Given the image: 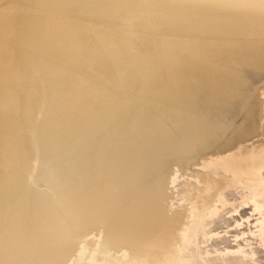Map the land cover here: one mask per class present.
Masks as SVG:
<instances>
[{"label":"rangeland","instance_id":"374dc122","mask_svg":"<svg viewBox=\"0 0 264 264\" xmlns=\"http://www.w3.org/2000/svg\"><path fill=\"white\" fill-rule=\"evenodd\" d=\"M96 1H101V0H96ZM140 1L141 3L136 2L133 5V7H135L136 10L139 11L138 14L136 15H138L141 20L145 21L146 19L149 22H155L154 20H158L159 22H155V24L157 25V24H160L165 18L169 21V23H172L173 25H176V26H179V25L184 26L186 24H189L188 19H184L182 21L178 19H173L174 15H171V18H168L166 16L165 11L162 9H157V11L154 12L153 10H150L149 8H145L140 11L141 4L149 0H140ZM170 2H172V4H176L179 1L178 0H166V3H170ZM181 3L185 4L184 6L187 7V6H190L191 1L181 0ZM211 3L215 4V0H209L208 2L205 1L204 3L201 4L203 5V7L205 6L206 8L209 7L207 9V12L205 11L204 14H202L203 17L205 15L204 17L205 23L206 22L209 23L215 19L214 13H216V11L214 8H211ZM113 4H114L113 1L109 2V4H106L104 6L103 10L105 11L106 9H109V8H116L118 10L122 9L120 5L114 6L115 4L114 5ZM224 10L225 9H222L218 13L222 14ZM234 13L231 12V14H229L230 16L228 17V22L225 21L227 24L225 22L220 23L217 29L218 33H217V30L215 31L217 34L215 32H214L215 34H212L213 29L209 31L210 32L209 34L211 35V36L209 35V38L213 39V41L217 42V40L219 41L221 40L223 41V43L224 42L227 43L229 42L227 40V37L230 36L231 37V38L229 37L230 41L232 40L235 41L234 45L231 44V46L219 48V46L211 43L209 46H207V48L206 47L200 48L196 46L197 42L196 43L193 42V44L190 43L187 46L188 52H185L187 54H184V53H180L181 51H177L173 49L172 47L168 49L163 48V43L161 39L163 31H160V32L155 31L154 33L156 34H153V35L151 34L152 36L151 40L154 41L153 47L154 49L157 47L160 53H162L161 54L162 60L160 59L158 60L159 63L156 62L154 64V65L157 64L156 70L157 69L162 70V71L164 70L165 72L167 69V66H172V69L171 70L167 69L168 71H166L167 73L163 77L162 76L160 77V75L154 74L153 75L154 78L156 76H159V80H157L155 84L153 82H151L150 84V82L148 81V73L146 74L147 76L143 75V76H140V78L135 77V80L133 82L131 81L128 83V81L124 79L122 80L124 83H121V82L114 83L113 82L111 84V85H114V87L115 86L119 87V85L120 86L122 85L121 88L124 91L119 97H117V99L121 100L118 102V106L123 107V104H124V107L128 110L127 116L125 119V121L127 122H124L121 125L124 129L134 130L138 126L135 123V120H140L141 118V116L137 114V112L139 111V107H141L138 104V99L142 97V96L140 97L139 95L140 91L141 93L143 91L146 92L148 88L152 87V89L150 88L148 92L153 91L152 95L155 94L154 96H158L161 94L165 95V100H166L164 103L165 107L172 106L171 107L172 109L170 108L171 111L169 112L165 111V113H163L164 115H170V116L172 115L173 117L171 118V121H176L179 118L183 117L184 119H186V122L184 120V123H187L188 119H189L188 121L198 120L200 117L203 118L204 112L206 111L208 112L206 113V115L208 114L209 118L202 125L200 124L201 126L199 125L197 127L195 126L196 124L193 122V123L188 124V126H185V130H186L185 132L182 128L178 129V131L177 129L173 130L175 132L177 131L176 134L186 135L189 138H193L192 136L195 135L194 132L195 133L200 132V133H205V134L209 133V134H214L217 136H219V134L223 135L222 138L220 137L222 140H220L219 142L212 141L211 140L212 135H211L210 141L202 140L201 142H197V143L193 141V142H190L191 144L189 142L184 141L185 138H182V144H180V146L176 145V147L178 148H176V154H174V158L179 157L185 160L182 162V164H180L179 166H174V165L165 166L162 169L165 172V173L162 172L164 173V178L160 181L159 180L156 181L155 179L144 180V181H141V183H137L133 185L131 188L122 189L125 195L123 199L126 200L130 204V206H133L131 210L126 211V214H128L129 212L131 213V217L128 220L133 221V218L139 220V218L136 216L138 215V212L135 210L137 207L136 202L143 198L146 199L148 202V197H149L153 205H155L157 208L159 207L158 208L160 209L159 213L162 215L164 222H165L164 225L163 223L162 224L160 223L156 226L154 225L155 227L151 226L152 228L150 227L151 229L150 228L149 229L154 230L157 226L162 229L165 227V233L167 234V236L164 233H162L164 236L162 235V239L157 241V239L160 238L159 236L160 232H157L156 235L159 236V238L156 235L155 237L154 236L149 237L148 238L149 243L147 242L148 244L146 245V247L142 243H137V242H134V243L135 244L137 243L138 245L137 244L135 245L133 243L134 246L133 244L131 245V243H126V244L122 243V248L120 247L118 248V250L121 249L119 251H121L122 253L126 251V256L121 255L122 253L117 254L118 250L116 252L115 249H112L111 253H108V255L109 256L111 255L110 256L111 258L110 257L109 258L113 261L117 260L120 262V264H123L122 262H126L124 264H127L128 263L127 256L136 257V255L138 256V252L139 251L143 252L144 251L143 248H145L146 252L145 251L144 252L148 256V259H147L148 262H146L147 264L148 263L151 264L150 262L153 263L154 261H159L160 263L163 262L167 264L174 263V262L177 264H264V239H263L264 235H262L261 237V234L259 233V225H261L264 229V152H263L264 151V98H263L264 97V84H260L258 88H255L256 90L253 88V85H252L256 77L264 78V73L261 71L250 72V71H246L247 69H244V68L239 69V67L236 65V62H235V60H238L241 58V57H238L239 56L238 54L242 50L243 46L248 45L249 49H253V48H250L252 46L254 48L255 47L259 48L261 46L262 48H264V44H262L264 42L260 43L258 39L253 40L254 38H259V40L263 41L260 38L264 37V29L262 27L264 25V20L261 19L260 22H257V25L259 27L258 28L257 25H255L256 22L248 21V20H251V18L247 17V19H244L246 17H243L242 15H240L241 13L242 14L244 13L243 10L239 11L240 14H238V12L237 13L234 12ZM262 14L264 15L263 11L261 13L259 12L256 13V16L258 15L257 19L260 18L259 16H262ZM71 18H74V17H71ZM261 18H264V16H262ZM240 19L244 21L241 22ZM233 20H235V22L237 20L239 21L235 23ZM252 21L254 20L252 19ZM68 22H70V20ZM133 22L134 21L132 22L130 21L129 23L132 24ZM191 22L192 21H190V24H192ZM230 23L232 24V26ZM9 24L10 23H8L7 25ZM112 24H113V20L111 19V22L107 24L106 26L109 27ZM235 24H239V25H235ZM7 25H4L3 27H6ZM44 25L45 23L43 24V22L40 24L37 23L36 27L42 28ZM254 26L255 28H252ZM223 27L226 29L230 27V30L228 29V32H227L228 35L226 37L221 36L220 38V35L218 34H220L219 33L220 31L224 30ZM234 27H237V28H234ZM48 28H50L52 31L55 30V27H52V26ZM172 28H174V26ZM234 29L238 30L239 32L237 31L236 33V30ZM259 29L262 35L259 32ZM91 30L92 29H90L88 33H90ZM194 30H196V28H194L193 26H191V28L185 29L184 30L185 34L182 35V37L184 38L182 39L184 40L188 38L191 35V33H189L191 31L193 33L192 36H190L191 40L193 36L194 38L197 37L196 34H194L193 32ZM231 33L232 34L234 33L233 34L234 36ZM207 38L203 41L204 43L207 40ZM237 38L238 39L242 38L244 40L243 43H241L242 41L241 42L238 41ZM251 39L252 41H254L253 44H252ZM112 40L113 42L117 43L116 45L118 47L116 48L121 47L123 45V42L125 41L123 36L113 38ZM69 44L75 45L76 42L72 40ZM160 45L162 46V48L160 47ZM104 47H107V44ZM144 47L145 45L138 44L136 46H132L131 49L127 51L131 55L132 60L130 63L123 65L121 72H127L129 69L142 70V67L145 65L144 64L145 61L143 60V61L138 62V60L134 61L133 59H136L138 52L143 50ZM162 49L163 50L165 49V52ZM166 50H168L169 52L173 54H176V56L174 57V59L164 62L163 53L164 54L169 53ZM33 53L35 54L34 57L39 62H41L42 66L45 64H49V66H52L53 68H55L54 66L61 63L64 66L62 70H65L66 73L68 74L78 73V71H76L74 68H65V66L67 65L64 62H59L55 59L49 58L48 53L42 52L38 54V51H33ZM57 54L67 56L66 53L63 52L62 50L57 51ZM15 55L17 54L12 53V57L10 58L9 63H11L12 66L14 67V71H15L14 73H15V76H17L16 81L17 82L25 81L24 83L27 84L29 82H27L25 78L23 77V70L21 69L20 65L16 61H14ZM72 56L73 55H70L68 57H72ZM208 57H210V59ZM19 58L25 61L24 55L19 56ZM212 61L214 64L221 63L223 65L225 62H228V63H225L223 65V67L224 66L225 67L223 68L222 65H218V66L211 65ZM25 62H27V60ZM70 64L71 65L75 64V61H72ZM206 64H208L207 67H204L206 66ZM227 64L228 66L230 65L229 69L226 68L228 67ZM92 69H94V65L90 67V70L93 73ZM93 74L88 75V77L86 78L88 80H91V77H92L94 79L93 82H97V83L105 81L104 76L95 75L96 78H94ZM55 76L56 74H54V72L48 73V75L41 74L38 80L40 83L48 84L50 80ZM236 76H238L239 79H237ZM62 77L63 76L57 79L61 80ZM173 77L176 78L174 79L175 81H171L173 80ZM229 78L231 81H237V83L235 84V83L230 82ZM177 79L179 80L180 83L178 85H174L176 82L178 83ZM241 79H244L245 81H240ZM145 80L147 81L146 83H145ZM35 82H38V81H35ZM86 82L87 84L83 86L82 90H80L76 94L75 96L76 98H72L67 105H66L65 100H63L62 98V94L64 93L63 90H61L62 94L61 95L59 94L60 95L58 96L59 98L58 97L54 98L53 103L57 104L56 105L57 107L52 108L51 100L47 102L48 104H43L42 102L43 100H39L38 98L39 97L38 95L40 93V89H39L33 95L32 100H26L25 102L21 103L18 100H16L15 96H11V99H13L12 104L10 106L7 105L4 108H0V186L3 185L1 187V189L3 190L0 189L1 190L0 191V200H1L0 208H3V209L8 208L9 207L8 205L10 203L9 202L10 197L13 198L14 196L19 195V194H20L19 200L21 201L23 197V192L24 190L27 189V188L25 189L26 187L25 185L27 184H28L27 187H30V188L26 191L24 195V200H26L27 197H29V200H30V199H34L35 196H41L45 202H49V200L52 198L51 193H50L51 185L50 187L49 185L47 186L46 183L48 181L40 178L38 174L42 170H47V172L49 171V169L41 168V166H45V164L49 161L42 154L46 153L47 151H49L50 149H53L56 146L61 147V148L56 147V149L54 148L53 150L54 154L57 157L56 159H58L60 165H64V166L67 165L66 161L63 160L65 158L67 159V157L64 155L61 156L60 154V153H63V149H70L69 147L71 146H68V145H71L72 141L74 140V136L72 134H69L66 137L61 135V134L67 133L66 129H69L70 131L71 126L73 125V124L71 125L70 123L74 122L73 120H70L72 118V114L67 116V112L74 113L75 109H78L80 112L83 110L84 112L82 113L80 118H81V123L84 124L85 128L88 126L95 125L96 123H97L96 125H99V123L104 124V125L113 124L114 119L117 118L118 116V115H113L112 113H110L112 112L114 105H111L109 107L108 104L101 103L97 99L98 93L94 92V89L90 87V84L88 83V81ZM60 84L64 85L66 83L62 82ZM238 84L239 85L247 84V86L245 87L244 92L237 94L236 95L237 97L233 96L234 98L231 96H226L225 92L219 95L215 88V87L217 88L220 87V89H224V90L230 89V88L232 89L233 85L237 86ZM13 85H14L13 82H11L3 88L4 90L2 89L1 91L6 92V91L11 90ZM78 85H79L78 81H74L70 83L71 88H76ZM248 85H252V90L247 89L249 88ZM98 88L103 90L104 92L107 90V88L111 89L109 88L108 84L107 86L99 84ZM161 89L163 90V92H159ZM14 91L16 93L18 91L17 88L14 89ZM157 92L160 94H158ZM173 95H177L178 98L175 99ZM239 95H243L242 97L244 99H245V96L247 95V99L245 100L244 107L228 106L229 108H227V110L228 109L229 110L227 114L224 113L225 115H223L222 114L223 112H222L220 115H218V112H219L218 109L221 110L222 108V106L220 107V102L222 103L224 102V104H226L227 102L234 101L233 102L234 104L239 98L238 97ZM221 98L222 100L218 101ZM231 98H233V100H231ZM206 99L208 100L206 101ZM39 101L42 102L43 105H40ZM160 101L161 100H158L156 101V103H160ZM0 102H2L1 97H0ZM4 102H9V101H4ZM104 102L106 101L104 100ZM253 102L255 103V107L261 106L260 107L261 110L259 112V110L257 109L258 107L256 109L252 108L254 111L257 110L256 111L257 116H255L254 118L252 116L253 118V121H252V119L250 118V114L251 112H253L251 111V106L254 105ZM250 103H253V104H250ZM257 103L258 105L256 106ZM192 104H194V107H198V108L202 107V108L199 109V111H197L196 114L189 113L186 115L185 113L188 112L189 106H191ZM202 104L204 105L202 106ZM152 105L154 107L157 104L154 103ZM152 105L150 102L149 105L148 104L147 106L143 105L142 108L145 107V109L148 110V108L149 107L151 108ZM176 105L178 107H176ZM23 107L25 108L29 107L28 115H32V118H28L27 120V118H23L19 116H7L6 115L7 110H10L12 114L16 115L17 111L19 112L23 111ZM93 109L95 111H98V110L102 111V114L93 113ZM186 116L188 117L186 118ZM216 116L218 118L222 117V119L220 118L221 120L220 119L218 120ZM65 120H67L70 123L64 129H62L64 130L62 131L60 130L59 127L60 125H62V122L64 123ZM141 122H142V125H145L144 121H141ZM18 124L19 126L21 125L24 126L25 130H28V132H25V130H23V132L19 131L18 128L15 127V125L18 126ZM209 124L211 126H209ZM53 127L55 128L53 129V131L57 134L56 142L47 143L48 131L52 130ZM161 127L162 126L158 124L156 128L154 127L155 129L153 128L157 132V135L148 136V133H147L146 136H143L144 140L142 141V143L148 144L147 137H149L150 140L152 139L154 140L157 137L162 136V134H164L163 132L164 128L162 129V131H160ZM195 128H197L196 130L198 131H196ZM237 128H239L240 131H243V135L241 136L239 135L240 131H236ZM99 130L101 129L99 128ZM99 130L98 131L96 130V132L95 131L90 132V134L86 132L85 136L83 135L81 136V138H86V137H89L90 135V138L93 139V142L96 143V145L99 144L102 146H107L108 140L102 137V131L99 132ZM30 132L31 134H28ZM175 132L170 134L171 136L167 135L168 137L164 134L163 137L166 136V138L171 139L175 135ZM23 133L24 134L26 133L28 135H23ZM183 141H184V144H183ZM31 142H34V143L31 144ZM120 142L122 143V145L127 144L126 146L132 149L140 150L142 148L141 147L142 143L141 145L137 142H126L125 143L123 140ZM226 143L230 144V145L227 144V147L228 145L229 147L230 146L232 147L220 148ZM65 146L68 148H65ZM74 146L76 147V149L83 150V151H86V150L90 151L91 149V147H88L89 144H74ZM13 152L15 153L13 154ZM157 152H159V148H156L155 153L157 154ZM221 152H225L226 154L221 153ZM80 156H82V159H85L83 162L79 161L78 159L77 160L67 159L69 161V165L67 166H70L71 168L75 169V167L76 168L83 167L84 164L88 163L89 166H91V170L90 171L86 170L84 171V173L92 174L94 175L95 178L100 179L96 169L99 168L100 165L102 164L104 165V167L101 169L103 171V174L106 176L104 180L100 182V184L98 182L96 183L93 182V180L90 181L89 178L79 179L80 184L86 186V189L84 190V193H86V195L91 193L89 192L90 191L89 186H91L92 184L95 185V186H92L94 188H97L100 186L101 187L104 186L108 188L109 186L110 188L108 189L110 190H113L115 192L121 191L120 188L117 187V185L116 187L111 186L112 183L114 182L109 181L107 178H110L111 176H113L111 172H113L114 170H112L111 166L113 165L115 161L122 160L123 158L122 154L110 155L109 152L103 151V152H91V153L82 152ZM147 156H148V153H147ZM222 156H224L225 158ZM227 156L228 157L230 156V157L227 158ZM9 158H12L18 165L22 164V165L27 166L26 169L23 171V174L21 175L24 185L22 184V186L18 187V189L17 187L15 188L14 185L16 184L15 180H18L20 176L18 177L17 175L18 171H16L13 168L14 166L12 167L11 161L9 160ZM127 159L126 160L128 164L133 163V160L130 159V157ZM124 168L125 167L122 166V170H119L120 172L118 174L119 175L118 177H121V176L126 177L130 173L129 169L125 170ZM149 169H152V168L150 167L143 168L142 170H139L137 172L135 171L136 172L135 174L147 173ZM58 173L63 174L61 170ZM2 181L3 182L7 181V182L2 183ZM116 181H119V179H116L115 183H117ZM57 182H58V179L56 178V181L54 180L52 184H55ZM150 185H155L156 187H158V190H155V192H151V194L148 196V186ZM13 187L15 190L13 189ZM207 187L208 189H204ZM10 188H11V191H10ZM2 191L3 192L5 191V192L3 193ZM81 193H82V190H81ZM204 193L206 195H204ZM157 194H160L161 197L160 196L157 197ZM115 196L117 195H114V197ZM114 197L111 196V198H114ZM192 198H194V200ZM108 200L109 199H106V202ZM244 207H247V208H244ZM27 209L29 210V208H24L23 210H21L20 208V211H24V212L27 211V214H29L30 211H28ZM203 210L204 212L201 213ZM52 213L53 215L64 214L63 209H57L55 210V212H52ZM115 215H118V214H115ZM100 216H101L100 218H97V217L91 218L89 221L94 223L98 220L99 223H101L105 218L104 213L101 212ZM151 218H152L151 215H145L144 222L148 223V221ZM174 218L175 220H173ZM63 219L65 218H62L60 223L63 222L62 224H64L67 229H70L69 233L73 235L71 236L69 241H65L64 243L62 242L48 243L43 249L36 248V250L35 248L29 249L20 243H17L19 245H17L16 243H11L7 245L5 242L1 241L0 243V251H1L0 264H7V263L8 264H21V263L22 264H25V263L26 264L28 263L29 264H41L42 262L41 260L39 262V259L42 257V254L43 255L45 254L46 252L45 250H48V249L58 250V249H63L65 247H70V248L72 247L73 249L70 252L72 253L74 252V253L70 254L69 257L66 256L65 254H59L58 256L60 260L52 264H95V262H93V260L90 259L89 256L92 253H95V257H97L98 259V258L103 257L104 255L103 252H100L99 250H97L99 249V247H97L96 249L97 252H94L95 251L94 245H96L99 238H102L103 235H105L106 229L102 226L103 224L101 223L100 225H97L98 226L97 229L94 228L90 231H85L84 234L76 235L78 232L77 226H81L84 223L83 224L80 223L79 225H74V224H70L67 219L64 221ZM128 220L124 219V221H121V222L120 220H118L117 224H119V226L127 225L126 222H128ZM57 222L58 221H56V223ZM9 224H11V222H6V223L4 222L3 224H1L2 225L1 227L3 228L6 226H10ZM107 224H108L107 227H109L110 225L114 226V223L112 222L110 223L109 221ZM168 228H169V231L167 232ZM76 229H77V232H76ZM26 232L27 231L21 232V235H22L21 238L25 235ZM175 234L177 236H175ZM49 239L50 238L46 240H49ZM116 241L121 243V240L117 239ZM151 241L153 242L151 243ZM2 243L6 245H3ZM127 244H130V245L128 246ZM173 244L175 246L177 245L178 246L175 248ZM131 246L133 249H131ZM135 246H136V249H135ZM155 247L158 250H156ZM148 249H149V252H148ZM160 250L162 252H160ZM132 252H133V255H132ZM8 253H11V254H8ZM162 253L165 254V256H163ZM19 254H21L22 256L19 257L20 256ZM10 255H12L13 257H10ZM117 261L112 262V263L119 264V262Z\"/></svg>","mask_w":264,"mask_h":264},{"label":"bare ground","instance_id":"6f19581e","mask_svg":"<svg viewBox=\"0 0 264 264\" xmlns=\"http://www.w3.org/2000/svg\"><path fill=\"white\" fill-rule=\"evenodd\" d=\"M111 1H113V3L115 4V5L113 4L114 6L120 5L122 7V9L118 10L116 8H109V9H106L104 11L103 10L104 6L106 4H109V2H111ZM178 1L179 2H177L176 4H172V2L166 3V0H149V1H146L143 4H141L140 11L145 9V8H149L150 10H153L154 12L157 11V9H162L165 11L166 16L168 18H171V15H174L173 19H178L181 21L184 19H188L189 24H186L184 26L173 25L172 23H169V21L165 18L160 24H157V25L155 24V22H159L158 20H154L155 22H149L145 18H144L145 21L141 20L140 17L138 15H136V14H138L139 11L136 10L135 7H133V5L136 2L141 3L140 0H101V1H96V0H0V97L2 99V102H0V108H4L5 106H7V105L10 106L12 104L13 99H11V96H15L16 100H18L21 103L25 102L26 100H32L33 95L39 89H40V93L38 95L39 96L38 98H39V100H43L42 101L43 104H48L47 102L49 100H51L52 101V104H51L52 108H56L57 104L53 103L54 98L60 96L62 94L61 90H63L64 93L62 94V98H63V100H65L66 105H67L72 98H76L75 97L76 94L80 90H82V87L85 86L87 84L86 81H88V83L90 84V87H92L94 89V92L98 93L97 99L101 103L108 104L109 107L111 105H114V108H113L112 112H110V113H112L113 115H118V116H117V118L114 119V122L112 125H104L101 123H99V125H96L97 124L96 123L95 125L88 126L85 128L84 124L81 123V118H80L82 113L84 112L83 110L80 112L78 109H75L74 113L67 112V116L72 114V118L70 120H73L74 122L70 123L67 120H65L64 123L62 122V125H60L59 128H60V130H62L69 123L71 125L73 124L71 126L70 131H69V129H66L67 133H64L61 135L66 137L69 134H72L74 136V140L72 141L71 145H68V146H71V147H69L70 149H63V153H60V154H61V156H63V155L66 156L68 160H70V159L77 160L78 159L79 161H82V162L85 160V159H82V156H80L82 154V152L91 153V152L107 151L110 153V155L122 154V156H123L121 161H115L113 163V165L111 166L112 170H114L113 172H111L114 177L111 176L112 178L111 177L107 178L109 181L114 182V183H112L111 186L116 187V185H117V187H119L121 191L115 192L113 190H110V189H108V188H110L109 186H108V188H106L104 186L94 188L92 186H95V185L92 184L91 186H89L90 187L89 192H91V193L86 195V193H84L86 186L80 184L79 179L89 178L90 181L93 180V182H95V183L98 182L100 184V182L102 180H104V178L106 177L103 174V171L101 169L104 167V165L101 164L100 167L96 169L100 179L95 178L94 175H92V174L84 173V171H86V170L87 171L91 170V166H89L88 163L84 164L83 167H79V168L75 167V169H73L70 166H67V165H69V161L65 158L63 160L66 161L67 165L66 166L60 165L58 159H56L57 157L54 154L53 150H54V148L56 149V147L57 148H61V147L56 146L53 149L49 148L50 149V150L48 149L49 151L42 154L49 161L48 162L46 161L47 163L45 164V166H41V168L49 169V171L47 172V170H42L38 174V176L40 178L48 181L46 183L47 186L49 185V187H50V185H51L50 193H51L52 198L49 200V202H45L41 196H35L34 199H30V200H29V197H27L26 200H24V195H25L26 191L30 188V187H27L28 184L25 185L26 186L25 189L26 188L27 189L24 190L23 197H22L21 201L19 200L20 194L14 196L13 198H11V197H10V199L8 198L9 202H10L8 205L9 207L5 208V209L0 208V243H1V241L5 242L7 245L11 244V243H16V244L20 243L29 249L30 248H35V250H36V248H38V249L42 248L43 249L46 246V244H48V243H53V242L64 243L65 241H69L71 236H73L72 234L69 233L70 229H67L66 226L64 224H62L63 222L60 223L62 218H65V219H63V221L67 219L70 224H74V225H79L80 223H82V224L84 223L81 226H77L78 232L76 229V232H77V234L75 232L76 235L84 234L85 231H90L94 228L97 229L98 228L97 225H100L102 223L103 224L102 226L106 229L105 235H103L102 238H99L96 245H94V248H95L94 252H97V250H99L100 252H103L104 255H103V257L97 259V257H95V253H92L89 257H90V259L93 260V262H95V264H116V263H112V262H116L117 260L116 261L111 260L110 259L111 255L109 256L108 253H111L112 249H115L117 252L118 248H120V247L122 248V243H124V244L131 243V245H132L134 242H137V243H142L146 247V245L149 243L148 238L151 236L155 237L157 232H160L159 233L160 235L158 234L160 236V238H159V236L156 235L159 238V239H157V241L162 239V235H163L162 233H164L167 236V234L165 233V227L164 226H163L164 227L163 229L157 226L154 230H150L152 228L151 226H154V225L156 226L160 223L161 224L163 223V225H164L165 222H164L162 215L159 213L160 212L159 211L160 209H158L159 207L157 208L155 205H153V203L151 202L149 197H148V202L144 198L140 199L136 202L137 207L135 210L138 212V215H136V216L139 218V220L134 219V218H133V221L128 220L131 217V213L129 212L128 214H126V211L131 210L133 208V206H130V204L126 200L123 199V197L125 195H124V192L122 191V189L131 188L133 185H135L137 183H141V181H144V180L155 179L156 181H158V180L160 181L164 178L165 172L162 169L165 166H173V165L179 166L180 164H182V162L185 161L184 159L179 158V157L174 158L175 153H170V150L175 149V151H176V148H178V147H176V145L180 146V144H182V138H185L184 141H186V142L190 143V142L194 141L195 143H197V142H201L202 140H205V141L209 140L210 141V138L212 135L211 140L219 142L220 140H222L221 138L223 135L219 134V136H217V135L209 134V133L205 134V133H200V132H196V133L194 132L195 135L192 136L193 138H189L186 135L176 134L178 129L176 132L173 130H175L176 128H179L180 126H178L174 123H171V122H174V121H171V119L169 120L170 122L163 123L164 120L161 117L164 115L163 113H165V105H164V103L166 101L165 95H162V94L158 95V96H154L155 94L152 95L153 91L148 92V90H150V88L152 89V87L148 88V90L146 92L143 91L144 89L142 90L143 91L142 93L140 91L139 95H140V97L141 96L142 97L138 99V104L141 107H139V111L137 112V114H139V116H141V118H140V120H135V123L138 126L134 130L124 129L121 125L124 122H127V121H125V119H126L128 110L124 107V104H123V107L118 106V102L121 100L117 99V97H119L122 94V92H124V91L121 88L122 85L121 86L119 85V87H116V86L114 87V85H111V84L113 82L114 83L115 82L124 83L122 81L124 79L127 80L128 83L131 81L133 82L135 80V77L140 78V76L146 75L147 73H148V81L150 82V84H151V82H153L155 84L156 81L159 80V76H156L154 78V76H153L154 74H157V75H160V77L161 76L163 77L167 73L166 71L172 69V66H167L168 70L165 68L166 69L165 72H164V70L163 71L158 70V69L156 70L157 64L156 65H154V64L156 62L159 63L158 60H160V59L162 60V56H161L162 53H160V51L157 47L155 49L153 47L154 41L151 40V38H152L151 34L152 35L156 34V33H154L155 31H158V32L163 31V34L161 33L162 34L161 39H162V43H163V48L168 49V48L172 47L173 49H175L177 51H181L180 53L187 54V53H185V52H188L187 46L190 43L193 44V42H195V43L197 42L196 46H198L200 48H203V47L207 48V46H209L211 43L219 46V48L220 47H223V48L228 47V46H231V44L234 45L235 41L234 40L230 41V39H229L230 36L227 37V40L229 41L227 43L226 42L223 43V41H221V40L220 41L217 40V42H216V41H213V39L209 38V35H210L209 31L211 29H213L212 30L213 33L212 32L211 33L215 34L216 33L215 31L218 29V26L220 25L221 22H225V21L228 22V17L230 16L229 14H231V12L232 13L238 12V14H240L239 11L243 10L244 13L243 14L241 13L240 15H242L243 17H246L244 19H247V17L251 18V20H248V21L249 22L250 21L256 22L255 25H257V22H260L261 19L264 20V18H261L262 16H264L263 14H262V16H259L260 18H258V19H257L258 15L256 16V13H258V12L261 13L262 11L264 12V0H215V4L211 3V8H214L216 11V13H214L215 19L209 23L208 22L205 23V21H204L205 15H204V17L202 15V14H204L205 11L207 12V9L209 7L206 8V6L203 7V5H201L205 1L208 2L209 0H190L191 4H190V6H187V7L184 6L185 4L181 3V0H178ZM198 3H200V4H198ZM222 9H225L226 11L224 10L222 12V14L218 13ZM63 16H65V17H63ZM71 17H74V18H71ZM111 19L113 20V24L110 25L109 27H107L106 25L111 22ZM236 19H237V17H236ZM252 19L254 21H252ZM66 20H68V21L70 20V22H68ZM240 20H241V22L244 21L242 19H240ZM256 20H258V21H256ZM130 21L131 22L134 21V22L131 24V23H129ZM190 21H192L191 22L192 24H190ZM233 21L235 22V20H233ZM237 21H239V20H237ZM42 22H43V24L45 23V25L42 28L36 27L37 23L40 24ZM8 23H10V24L7 25ZM239 24H235V25H239ZM4 25H7V26L3 27ZM51 26L55 27V30L52 31L50 28H48ZM91 26H92V28H91ZM173 26H174V28H172ZM191 26L196 28V30H194L193 32H194V34H196L197 37L194 38V36H193V38L191 40L190 36H192V34H193L191 31V32H189V33H191V35L189 34L190 36L189 37L187 36L188 38L183 40L182 38H184V37H182V35L185 34L184 30L191 28ZM231 26H232V24H231ZM245 26H246V24H245ZM257 27H258V25H257ZM262 27L264 29V25ZM234 28H237V27H234ZM252 28H255V26ZM90 29H92V30L90 31V33H88ZM225 29L226 28H224V30H222V31H220L221 29L219 30L220 34H218V35H220V38H221V36L226 37L228 35L227 32H228V29L230 30V27L226 29L227 31ZM234 30H236V29H234ZM237 31L238 30H236V33H237ZM245 31H246V29H245ZM259 32H260V29H259ZM217 33H218V30H217ZM261 35H262V33H261ZM119 36H123L125 41L123 42V45L121 47L116 48V47H118L116 45L117 43L113 42L112 39L117 38ZM173 37H175V38H173ZM206 38H207V40L204 43L203 41ZM217 39H218V37H217ZM255 39H258V41L260 43L264 42V37L260 38L263 41L259 40V38H254L253 40H255ZM72 40H74V42H76L75 45L69 44ZM222 40H224V39H222ZM238 41H240V42L242 41L241 43H243L244 40L242 38H239ZM251 41H252V39H251ZM253 42L254 41H252V44H253ZM106 44H107V47H104ZM138 44L145 45V47L143 50L138 52L136 59H133V60L134 61L138 60V62L144 60L145 61V63H144L145 65L143 66L144 68L142 67V70L129 69L127 72H121L123 65L130 63L132 60L131 55L127 51L129 49H131L132 46H136ZM262 44H264V43H262ZM160 47L162 48L161 45H160ZM250 48H253V49H249L248 45L242 47V50L238 54L239 55L238 57H241V58L238 60H235L236 65L239 67V69L244 68V69H247L246 71H250V72L261 71L264 73V48H262V46L259 47L260 49L256 48V47L254 48L253 46ZM165 49L164 50L162 49V50L165 52ZM59 50H62L63 52H65L67 56L57 54V51H59ZM33 51H38V54H40L42 52L48 53L49 58L55 59L59 62H64L67 65V66H65V68H74L76 71H78V73H76V74L66 73L65 70H62L64 66L61 63L54 66L55 68H53L52 66H49V64H45L42 66L41 62H39L34 57L35 54L33 53ZM166 51H168V50H166ZM12 53L17 54L14 57V61H16L20 65L21 69L23 70V77L29 83L25 84L24 83L25 81L24 82H21V81L17 82L16 81L17 76H15L14 67L12 66L11 63H9V60L12 57ZM22 55H24L25 61L27 60V62H25L19 58V56H22ZM36 55H37V53H36ZM70 55H73V56L68 57ZM163 55L165 56V58L163 56L164 62L171 60V59H174V57L176 56V54H173L171 52H169L167 54L163 53ZM208 58L210 59V57H208ZM205 59H207V58H205ZM14 61H13V63H14ZM72 61H75V64L71 65L70 63ZM225 63H228V62H225ZM92 65H94V69H92L94 74L90 70V67ZM207 65L208 64H206V66H204V65H202V66L207 67ZM211 65H215V66L217 65L218 66V65H222V64L221 63L220 64H214L212 61ZM223 65H222V67H223ZM227 66H228V64H227ZM229 66L226 68L229 69L230 68ZM161 69H163V68H161ZM51 72H54V74H56V76L53 77L48 84L47 83L43 84V83L39 82L38 79L40 78L41 74L48 75V73H51ZM91 74L94 75L93 76L94 78H96L95 75L104 76L105 81L104 82H98V83L100 85H106V86L108 84L109 88H111V89L107 88V90L105 92L103 90L99 89L98 88L99 84L97 82H93L94 79L92 77H91V80H88L86 78V77H88V75H91ZM61 76H63L61 80L57 79ZM174 79H176V78L173 77V80H171V81H175ZM35 81H38V82H35ZM74 81H78L79 85L76 88H71L70 83L74 82ZM11 82H13V84H14L12 89L9 91H6V92H2L1 90ZM62 82L63 83L65 82L67 85L66 84H64V85L60 84ZM146 82L147 81L145 80V83ZM170 83H172V82H170ZM179 83L180 82L178 80V83L176 82L174 85H178ZM260 84H264V78L256 77L255 81L252 84L253 88L254 89L258 88V86ZM252 85H248L249 88H247V89L252 90ZM237 86L233 85L232 86L233 88L232 89L230 88L229 93L235 91L234 87H237ZM246 86H247V84H244V85L241 84L240 85V87L243 88V90L241 92L245 91ZM16 88L18 91L15 93L14 89H16ZM215 88H216V91L219 95L223 94L224 92L226 93V91H224V89H220V87L219 88L215 87ZM225 90H228V89H225ZM158 94H160V93H158ZM179 95H181V94H179ZM173 97L175 99L178 98L177 95H173ZM231 97H233V96H231ZM104 100L106 102H104ZM158 100H161L160 103H156V101H158ZM207 100L208 99H206V101ZM221 100H222V98L218 101H221ZM4 101H9V102H4ZM42 102L39 101V104L43 105ZM150 102H151V105L154 103L157 105L154 107L152 105L151 108L150 107L148 108V110L145 109V107L142 108L143 105L147 106V104L149 105ZM233 102L232 101L227 102L226 104H224V102L223 103L220 102V107L222 106L221 110L229 108L228 106H232V107H237V106L238 107L239 106L244 107L245 106V100H237L236 103H234V104H233ZM6 103H8V104H6ZM253 103H250V104H253ZM203 105L204 104H202V106ZM257 105H258V103L256 104V106ZM176 107H178V106L176 105ZM257 107H255V103H254V105L251 106V111H253V112H251L250 118L252 119V121H253V118L255 116H257L256 115L257 110L254 111L253 109L257 108L259 110V112L261 110V108H260L261 106H257ZM28 108L29 107H26V108L23 107V111H20V112L17 111L16 115L12 114V112L10 110H7L6 115L7 116H19V117L27 118V120H28V118H32V115H28L29 114ZM99 109H101V108H99ZM169 111H171V109L168 110L167 112H169ZM93 113L102 114V111H99V110L95 111L93 109ZM153 113H155V114H153ZM206 113H208V112L207 111L204 112L203 118L200 117L198 120L188 121L189 120L188 119L185 126H188V124H190L192 122H194L196 124L195 126H197V127L200 124L202 125L209 118L208 114L206 115ZM222 114L225 115L224 113H222ZM218 115H220V114H218ZM252 116H253V118H252ZM154 117H155V119H154ZM187 117L188 116H186V118ZM220 118L222 119V117H219L218 120ZM153 119L155 121H156V119H158V120L156 122H154ZM141 121H144L145 125H142ZM185 122H186V119H185ZM212 123H213V121H212ZM23 124H24V122H23ZM158 124L162 126L161 129L164 127L163 132L166 136L172 134L173 132H175V135L171 139L166 138V136L163 137L164 134H162V136H159L154 140L153 139L150 140L149 137H147L148 138V144L147 143L143 144L142 143V141L144 140L143 136H146L147 133H148V136L149 135L150 136L151 135H157V132L154 129L156 128V126ZM209 126H211V125L209 124ZM15 127L18 128V130L22 131V132H23V130H25V127L22 125L19 126V124H18V126L15 125ZM99 128L101 130H99ZM239 128H237L236 131H240ZM53 129H55V128L53 127L52 130L48 131L47 143L56 142V139H57L56 135L57 134L53 131ZM56 130H58V129H56ZM96 130L97 131L99 130V132L102 131V137L105 138L106 140H108L107 146H102L99 144L96 145V143L93 142V139L90 138V135H89V137L81 138V136H83V135L85 136L86 132L90 134V132H93V131L96 132ZM62 131H64V130H62ZM25 132H28V130H25ZM158 132H160V131H158ZM221 132H222V130H221ZM28 134H31V132ZM28 134L23 133V135H28ZM239 135L240 136L243 135V131H240ZM214 137H215V139H214ZM61 140H62V138H61ZM122 140L125 143L126 142H137L140 145L142 143V145H141L142 148L140 150L132 149V148L126 146L127 144L122 145V143L120 142ZM184 141H183V144H184ZM33 143L34 142H31V144H33ZM74 144H89L88 147H91V149H90V151L79 150V149H76ZM227 144H229V143H226L225 145H223L220 148L232 147V146L229 147L230 144L227 147ZM63 146H64V144H63ZM65 148H68V147L65 146ZM156 148H159V152H157V154L155 153ZM29 149H31V148H29ZM225 152H221V153L226 154L227 152L226 153ZM14 153L15 152H13V154ZM147 153H148V156H147ZM97 154H99V153H97ZM92 156H94V155H92ZM129 157H130V159L133 160L132 164L127 163V160H129L127 158H129ZM222 157H224V156H222ZM229 157L227 156V158H229ZM9 160L11 161L12 167L14 166L13 168L16 171H18L17 172L18 177L20 176L18 178V180H15L16 184L15 185L13 184L15 186V188L17 187V189H18V187L22 186V184H23V179H22L21 175L23 174V171L26 169L27 166L22 165V164L18 165L12 158H9ZM93 162H95V161H93ZM82 165H83V163H82ZM122 166L125 167L124 168L125 170L129 169V171H130V173L126 177H123V176L118 177L119 176L118 174L120 172L119 170H122ZM148 167H150L152 169H149L147 173L135 174L137 171L142 170L143 168H148ZM156 167H158V168H156ZM60 170L63 174L58 173V172H60ZM129 171H127V172H129ZM162 172H164V173H162ZM92 177H94V178H92ZM56 178L58 179V182L55 184H52L54 182V180L56 181ZM116 179H119V181H116L117 183H115ZM28 181H29V179H28ZM4 182L2 181V183H4ZM208 184H209V182H208ZM2 186L3 185L0 186V189ZM206 186H208V185H206ZM13 189H14V187H13ZM204 189H208V187L204 188ZM1 190H3V189H1ZM81 190H82V193H81ZM155 190H158V187H156L155 185L148 186V196L151 194V192H155ZM10 191H11V188H10ZM201 193H202V191H201ZM205 193H204V195H206ZM114 195H117V196L114 197ZM111 196H113L114 198H111ZM158 196H160V194H157V197ZM206 198H208V197H206ZM41 199H42V201H41ZM106 199H109V200L106 202ZM192 199L194 200V198H192ZM20 208H21V210H23L24 208H29V210L28 209L27 210L30 211V213L27 214V211L26 212L20 211ZM56 208L57 209H63L64 214L53 215L52 212H55V210H57ZM244 208H247V207H244ZM101 212L104 213V216H105L104 220L101 223H99L98 220L94 223L89 221L91 218H94V217L100 218ZM203 212H204V210L201 213H203ZM115 214H118V215H115ZM166 214H167V212H166ZM145 215H151L152 216V218L148 221V223L144 222V220H145L144 216ZM167 217H169V216H167ZM53 219H55V220H53ZM124 219L128 220V222H126L127 225L121 224L122 226H119V224H117L118 220H120V222H121V221H124ZM173 220H175V218ZM56 221H58V222L56 223ZM108 221L110 223L111 222L114 223V226L110 225L109 227H107ZM2 222L3 223L4 222L5 223L11 222V224H9L10 226H6V227L2 228L1 227L2 226L1 224H3ZM177 225H178V223H177ZM23 231H27V232L21 238V236H22L21 232H23ZM168 231H169V228H168L167 232ZM263 231H264L263 227L261 225H259V233L261 234V237H262V235H264ZM174 232H175V230H174ZM175 236H177V235L175 234ZM48 238H50V239L46 240ZM117 239L121 240V243L117 242L116 241ZM263 239H264V237H263ZM101 240H102V242H101ZM131 241H133V242H131ZM152 242L153 241H151V243ZM6 244H3V245H6ZM67 244H68V242H67ZM134 244H133V246H134ZM17 245H19V244H17ZM127 245L129 246L130 244H127ZM177 246H175V248ZM11 247H12V245H11ZM97 247H99V249H97ZM123 247H124V245H123ZM20 249H21V247H20ZM72 249H73L72 247L71 248L65 247L63 249H58V250H53V249L45 250L46 252L44 255L42 254V257L39 259V262H40V260L44 264H52V263L58 262L60 260V258L58 256L59 254H65L66 256L69 257L70 254L74 253V252L73 253L70 252ZM131 249H133L132 246H131ZM135 249H136V246H135ZM143 249L145 251V248H143ZM155 249H156V247H155ZM59 250H60V252H59ZM119 250H121V249H119ZM119 250H118L117 254L122 253ZM156 250H158V249H156ZM144 251L143 252L139 251L138 256L134 253L136 255V257L127 256L128 263H130V264H145L146 262H148V260H147L148 256L145 253L146 251L145 252ZM172 251H173V249H172ZM5 252H6V250H5ZM148 252H149V249H148ZM160 252H162V251L160 250ZM0 253H1V251H0ZM8 254H11V253H8ZM8 254H7V256H8ZM12 255H13V253H12ZM12 255H10V257H13ZM19 255H20L19 257L22 256L21 254H19ZM121 255L126 256V251L123 252ZM132 255H133V252H132ZM166 255H167V253H166ZM149 256H151V255H149ZM163 256H165V254H163ZM117 258H119V257H117ZM167 260H168V258H167ZM11 261H12V259H11ZM21 262H22V260H21ZM117 262H119V261H117ZM122 263L124 264L126 262H122ZM150 263L151 264H167V263H163V262L160 263L159 261H154L153 263L152 262H150ZM119 264H120V262H119ZM170 264H177V263L174 262V263H170Z\"/></svg>","mask_w":264,"mask_h":264},{"label":"water","instance_id":"95a60500","mask_svg":"<svg viewBox=\"0 0 264 264\" xmlns=\"http://www.w3.org/2000/svg\"><path fill=\"white\" fill-rule=\"evenodd\" d=\"M237 77V79H239L238 78V76H236ZM229 80H230V78H229ZM240 81H245L244 79H241ZM230 82H232V83H237V81H231L230 80ZM234 89H235V91H233V92H231V93H229V90L230 89H228V90H224V91H226V93H225V95L226 96H234V97H237L236 95L238 94V93H240L242 90H243V88L242 87H240V85L238 84V86L237 87H234ZM159 92H163V90L161 89ZM243 95H239L238 97V99L237 100H246L247 99V95L245 96V99L242 97ZM233 97V98H234ZM233 98H231V100H233ZM172 106H166L165 107V111H168V110H170V108H171ZM172 109V108H171ZM199 109H201V108H198V107H194V104H192L191 106H189V110H188V112L187 113H185L186 115L187 114H189V113H197V111H199ZM227 109V108H226ZM226 109H223V110H220V109H218V111H219V113L218 114H221L222 112L223 113H225V114H227L228 113V110H226ZM217 111V112H218ZM217 112H215V113H217ZM173 113H174V111H173ZM170 115H164V116H161L162 117V119L164 120L163 121V123H166V122H170V121H168V120H170L173 116L171 115L170 117H169ZM149 118V117H148ZM154 119H155V117H154ZM153 119V121L154 122H156L158 119H156V121ZM184 120L185 119H183V118H179L178 120H176V121H174V122H171V123H174V124H176V125H178V126H180L179 128H176V129H180V128H182L183 130H184V132L186 131L185 130V125H186V123H184ZM193 123V122H192ZM164 126V125H163ZM164 128V127H163ZM162 128V129H163ZM162 129L160 130V131H162ZM197 128H195V130H196ZM196 131H198V130H196ZM173 142V141H172ZM170 153H175L176 154V151H175V149H173V150H170Z\"/></svg>","mask_w":264,"mask_h":264}]
</instances>
